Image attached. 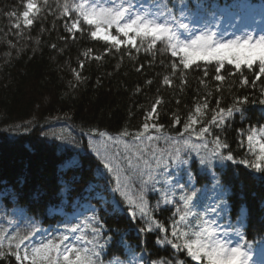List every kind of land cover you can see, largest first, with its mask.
I'll use <instances>...</instances> for the list:
<instances>
[{
	"label": "trees",
	"instance_id": "16d2710c",
	"mask_svg": "<svg viewBox=\"0 0 264 264\" xmlns=\"http://www.w3.org/2000/svg\"><path fill=\"white\" fill-rule=\"evenodd\" d=\"M35 2L42 6L41 12L26 27L21 13L27 0H0V235L28 234L22 247L29 249L49 239L59 242L62 235L69 236L65 244L77 243L75 237L83 235L85 240L78 246L91 247L86 245L90 239L104 245L99 249V264H135L136 255L145 264H174L178 259L194 264L185 253L157 243L166 234L152 223H160L170 234L172 222L188 212L192 224L203 217L213 222L221 239L242 243L249 264L254 256L263 260L264 173L240 161L253 159L247 152L248 130L264 126V104L260 103L264 76L253 86L254 71L242 67V72H236L225 65L220 74L226 80L220 82L214 78L215 64L198 61L199 66L183 70L182 83V66L173 74L171 65L178 60L162 51L161 45L151 51H145L146 45L139 51L131 45L117 50L92 40L88 32L69 33L65 24L70 26L75 14L61 15L59 5L65 0H48L47 6L44 0ZM158 2L131 0L139 9L154 8ZM164 2L196 34L217 32L222 21L232 25L228 30L232 38L263 34L264 0ZM182 10L187 18L181 16ZM17 23L19 27H14ZM112 33L116 34L114 29ZM89 49L90 56H85ZM97 56L101 58L94 59ZM165 76L170 85L163 83ZM245 77L249 84L242 85L240 80ZM157 98L162 103L152 123L163 125L161 132L150 128L145 135L152 140H133ZM217 100L223 108L238 100L246 103L237 104L241 111L228 117L221 128L211 126L213 134L201 140L184 131L197 103L207 101L209 108L203 117L207 121ZM175 116L180 123L174 125ZM123 131L129 133L123 143L139 145L144 155L134 170L128 169L126 160L120 162L125 169L121 187L133 200L144 188L147 217L139 211L135 217L129 215V204L113 191L115 176L103 168L95 151L104 153L99 132L119 137ZM216 135L228 145L219 150L220 156L213 154ZM117 152L124 155L123 145H112L109 155ZM229 154L233 161L221 158ZM149 173L152 181L142 185ZM165 195L172 203L163 202ZM182 196L192 198L187 209ZM92 217L95 221L90 225ZM77 225L80 231H68ZM93 226L99 228L98 235L91 231ZM149 226L152 231H141ZM0 264L17 261L5 256Z\"/></svg>",
	"mask_w": 264,
	"mask_h": 264
},
{
	"label": "snow or ice",
	"instance_id": "6c2138e0",
	"mask_svg": "<svg viewBox=\"0 0 264 264\" xmlns=\"http://www.w3.org/2000/svg\"><path fill=\"white\" fill-rule=\"evenodd\" d=\"M47 3L48 0H44L43 6H47ZM59 6L62 8V16L75 14L71 25L65 24L69 33H73L74 30L81 33L88 32L92 40L103 41L117 50L121 45H131L139 51L141 47L146 45L145 51H151L156 49L158 44L161 45L162 51L170 53L173 58L178 60V63L173 62L171 65L173 74L182 66V83L184 82L183 70H188L193 65L199 66L198 61H203L205 64H215L217 75L214 78L220 82L226 80V77L220 74L225 65L232 66L236 72H242V67L254 71L255 79L251 82L253 86L257 80L264 76V34L245 33L230 39H224L222 34L207 30H200L199 34H196L190 29L188 23L182 22L173 15L172 10L168 8L164 0H159L154 8L144 9L134 8L131 0H119V2L110 0L108 4H105L103 0H76L73 3L65 0V3ZM24 7L26 10L21 13L24 24L26 27L31 26L34 18L41 12L42 6L38 5L35 0H27ZM183 7L186 9L188 5L185 3ZM181 16L187 18L183 10ZM83 25L88 27L84 28ZM13 26L19 27V24ZM113 29L116 34L112 33ZM119 37H123V39ZM90 54L91 49L84 53L85 56H90ZM100 58L99 56L94 57L97 60ZM80 66L83 67V64ZM255 68H258V71H255ZM205 75H207V71H205ZM229 75L232 76L235 73L229 72ZM76 76L79 79V73ZM163 83L165 85L171 84L168 76L163 78ZM240 83L247 85L249 81L245 77L240 80ZM216 90L220 91V88L218 87ZM161 103L162 101L157 98L145 116L142 129L132 137L133 140L141 143L144 139L152 140L151 135H145L150 128L155 129L156 132H161L163 125L147 122L153 118V114H157V105ZM244 103L246 100L237 101V104L240 105ZM260 103L264 104V99L260 100ZM237 104L223 108L220 107V101L217 100L216 108L211 110L213 113L211 118L205 121L203 117L209 105L207 101L203 104L197 103L194 112H190L187 116L184 131L195 133L197 140L203 139L206 135H212L211 126L221 128L228 117H231L234 112L241 111ZM173 123L174 125L180 123L179 116H175ZM197 125H201L198 130L196 129ZM98 135L104 141V153L102 154L100 149H95V151L103 168L115 176L116 187L113 191L120 193L129 204L131 209L129 215L135 217L139 211L141 216L147 217L149 214L143 196L144 188H141V195L136 200H133L127 192L123 191L121 174L125 169L120 166V162L126 160L128 169H136L138 167L136 161L143 157L144 149L137 144L123 143L122 138L129 136L127 131L121 132L119 137H111L106 132H99ZM241 135H244L243 130H241ZM246 141L247 152L253 159L251 161L244 159L240 162L245 167H251L256 172L264 173V126L251 127L246 135ZM213 143L215 145L213 154L216 156L221 155L220 149L228 147L226 143L221 141L219 135L215 136ZM112 145H123L124 155L121 156L119 152L109 155ZM241 146H244L243 142ZM221 158L229 161L234 160L231 154ZM144 164L147 165V161H144ZM141 175L143 176L142 172ZM152 179L153 177L149 173L148 178L142 180V185H147ZM152 187L155 188V184ZM191 199V196L181 197L185 209L188 208ZM163 202L165 204L172 203L166 195ZM177 211L179 212V209ZM187 217L188 212H185L179 216L178 220H174L170 234L163 225L152 221L159 232L166 234L157 243L170 246L177 253H185L194 264H249V255L242 243L232 244L228 239H220L217 229L213 227V222L203 217H198L196 224H192ZM94 221L95 217L90 218L89 224L91 225ZM152 230L151 226L146 229L141 228V231ZM68 231L76 233L80 231V225L71 227ZM91 231L94 235H98L99 228L93 226ZM236 235L241 239L243 238L238 230ZM28 239V234L0 235V258L14 256L17 264H99L97 259L100 255L99 249L104 247V245L98 244L95 239L86 241V245H91V247L78 246V242L85 240L83 235L75 237L77 243L65 244L64 241L69 240V236L62 235L59 242L49 239L38 247L31 249L27 246L22 247ZM5 241H7V246ZM152 264H167V262L153 261ZM174 264H187V262L178 259L174 261Z\"/></svg>",
	"mask_w": 264,
	"mask_h": 264
},
{
	"label": "rangeland",
	"instance_id": "374dc122",
	"mask_svg": "<svg viewBox=\"0 0 264 264\" xmlns=\"http://www.w3.org/2000/svg\"><path fill=\"white\" fill-rule=\"evenodd\" d=\"M226 29H227V27H226L225 25H222L217 33H218V34H222L223 37H224V39H230V38H231V35H229V34H224L225 31H226ZM152 121H153V118L150 119V120L147 121V122H148L149 124H153ZM252 262H253L252 264H264V261H263V262H259V261L255 260V259H253ZM134 263H135V264H145V263L142 261L140 255H136V256L134 257Z\"/></svg>",
	"mask_w": 264,
	"mask_h": 264
}]
</instances>
